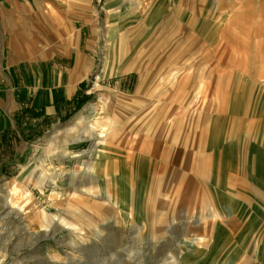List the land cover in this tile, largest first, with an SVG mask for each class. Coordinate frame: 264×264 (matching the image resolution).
I'll return each instance as SVG.
<instances>
[{"label": "rangeland", "instance_id": "rangeland-1", "mask_svg": "<svg viewBox=\"0 0 264 264\" xmlns=\"http://www.w3.org/2000/svg\"><path fill=\"white\" fill-rule=\"evenodd\" d=\"M235 4L236 35L221 20ZM262 8L264 0H0V85L34 103L0 131V264H264ZM107 60L121 71L103 74ZM182 73L191 75L182 94L166 96ZM105 123L113 128L100 159L93 127ZM203 126L200 150L216 152L205 181L184 176L176 156L198 144ZM136 133L147 155L120 158L116 149ZM131 176L137 191L125 192ZM149 183L167 200L146 212L136 197ZM203 192L207 201L196 203Z\"/></svg>", "mask_w": 264, "mask_h": 264}, {"label": "bare ground", "instance_id": "bare-ground-1", "mask_svg": "<svg viewBox=\"0 0 264 264\" xmlns=\"http://www.w3.org/2000/svg\"><path fill=\"white\" fill-rule=\"evenodd\" d=\"M242 5H245V4H242ZM231 8H233V10L230 9L231 12H229L228 17L226 19H221V20L225 21L226 24H229V26L227 27V30L230 33H233L234 35H236V34H238L237 27H234V26L238 24V21L237 20H239L238 18L240 16V12H242V10L241 11H239V10L242 7H241L240 4L239 5H236L235 4L233 7L231 6ZM262 9H264V8H262ZM262 9L258 12V14L259 13L262 14ZM260 14H259V16H260ZM262 17L264 18V15H262ZM261 18L258 17L255 20L257 22V24H262V21L264 19L263 20H260ZM232 25H233L234 28L232 27V29H230ZM249 44L253 45V42L252 41H250V42L248 41L247 42V45H249ZM107 59H109V57H107ZM110 68H111L110 60H107L106 61V64H105V67H104V69L102 71V73L103 74H109V73H112L113 74V73H117V72L121 71V69L115 68L113 70L112 69L110 70ZM174 76L175 77H174V80L172 81V84H171L170 89H168L167 92L165 93L166 96H168V97L169 96L170 97L171 96H175L176 94L177 95L182 94V92L184 91L185 87L187 86V83L186 82L189 81L190 78H191V75L184 74V73L179 74L178 76L176 74ZM172 77H173L172 75L168 76V78H167L168 81ZM224 96H226V95H224ZM224 96H223V100H224ZM202 105H204V103L201 104V106ZM220 108L222 109V111L225 110L224 101H221L220 102ZM79 116L80 115H77L75 117V120H79L78 119ZM177 121H178V116L172 117L171 120L168 121L167 123H171L172 122V123L175 124ZM168 127H167V130H168ZM112 128H113V124L111 125V124H106V123L103 124V126H100V127H97V126L96 127H93V130L98 135L97 138L99 140V142H98L99 143V147H98V149H97V151L95 153L96 158L102 159L104 156H107L106 153H105L106 144L108 143L107 140H110V137L109 136H111V134H112V132H110ZM205 131H206V127L203 126V128L201 129L200 135L198 136V140H197L198 141V144L197 145H193L192 143H190L188 145V148L187 149H183L182 151L179 152V153H181V154H179V156H178V153L176 155L177 158H179L183 162V165L180 166V170L183 173V175L186 176V177H189L190 175H196L199 179H202V180L205 179V176L208 178L207 180H209L210 178L213 177V174H214V171H215V166H216L215 165V159H213V158H215L214 155L216 154V152L214 150L212 152V154L211 153L210 154H208V153L207 154H202L203 152L200 150V148H202L204 145L208 144V143H206V135L207 134H206ZM146 133H151L152 134L151 129H149V128L146 129ZM142 139H143V134L136 133L135 134V139L131 140L129 142V145L124 144V142L122 141V143H123L122 146H123L124 149L123 150L116 149V153L117 154H120L119 157L122 156V155H124V154H128L127 155L128 156L127 158H129L130 156H139V155H137V153H141V154H146L147 155L148 150H146V148H143V150L142 149L141 150H138V147H137L139 145L140 140H142ZM118 141H121V140H118ZM152 155H154V154H152ZM119 157L116 156L115 158L118 159ZM141 157L144 159V161L149 162L150 164L152 163L151 162L152 160H150V158L148 156L147 157L146 156H141ZM109 158H114V156L111 155ZM124 160H126V158ZM192 163H194V166H192ZM211 164H212V166H211ZM209 167H210V169H209ZM208 169L210 170V172H209ZM92 172L94 173V175H97V176L106 175L105 172H102L101 170H98V168H92ZM107 174L110 177H112L111 175L113 173L110 172V173H107ZM155 178H157V176H155ZM135 179H136V176H135ZM135 179H133L132 176H131L130 179H125L124 180L123 187L125 186L124 187V191L125 192H126V190H128L130 192L131 191L133 192L134 190H136V187H135L136 180ZM196 183L200 184V186H202V187L205 186V184L202 183V182H197L196 181ZM143 191H144V194L143 193L142 194L140 193L141 196L139 195L136 198H137V201H138L139 206L140 207H143L146 212L155 203H159L161 201H164L165 202L167 200L165 198L164 199H161L159 197L156 189L151 186V183H149L148 185L146 184L145 185V188L143 189ZM170 193H171V191L168 190L167 193H166V195H169ZM103 195H105L108 199H110V200L113 201V200H115V195L116 194L114 192L112 193L110 191H107V190L104 191L103 190ZM27 197H28V199L31 198L29 195ZM118 197H119V200L118 201L121 203V205L122 206H125L126 209H128V207L130 209V205H131V204H129L130 197L129 196H126L124 194H122V195H120ZM204 201L205 202L207 201V196L205 195V193H204V196H200L199 198L196 197V199H195V202L196 203H202L203 204ZM69 203H70L71 206H74V207L79 205L78 202H75V201H72V200L69 201ZM170 207H171L170 209H172V207H175V206L171 204ZM189 208L190 207L187 206V211L186 212H188ZM159 222L160 221H157L155 223L157 224ZM199 223H202V221H200ZM69 225H71L73 227V229H75V230H77L79 232L81 231V228H79V226H77L76 224L69 223Z\"/></svg>", "mask_w": 264, "mask_h": 264}, {"label": "crops", "instance_id": "crops-1", "mask_svg": "<svg viewBox=\"0 0 264 264\" xmlns=\"http://www.w3.org/2000/svg\"><path fill=\"white\" fill-rule=\"evenodd\" d=\"M24 97L25 94L19 97L18 103L16 99H14L13 88L11 87V84L0 85V131L8 125L12 126V115L20 112V110L16 112L18 108L20 109L22 105L26 107L28 106L30 108L33 106L34 103H32L31 101H27L26 99H24ZM94 108L95 107H93V105H90V107H88L90 111ZM77 115H80L82 117L80 113H77L75 116H73L74 122L76 121L75 117ZM80 116L78 118L79 120L81 118Z\"/></svg>", "mask_w": 264, "mask_h": 264}]
</instances>
